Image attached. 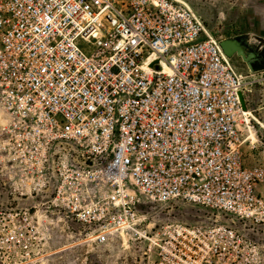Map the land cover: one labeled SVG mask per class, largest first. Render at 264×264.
Wrapping results in <instances>:
<instances>
[{
  "label": "built area",
  "instance_id": "built-area-1",
  "mask_svg": "<svg viewBox=\"0 0 264 264\" xmlns=\"http://www.w3.org/2000/svg\"><path fill=\"white\" fill-rule=\"evenodd\" d=\"M252 81L180 0H0L1 101L91 144L87 166L131 216L129 187L159 203H256L238 150Z\"/></svg>",
  "mask_w": 264,
  "mask_h": 264
},
{
  "label": "rangeland",
  "instance_id": "rangeland-1",
  "mask_svg": "<svg viewBox=\"0 0 264 264\" xmlns=\"http://www.w3.org/2000/svg\"><path fill=\"white\" fill-rule=\"evenodd\" d=\"M180 1L246 57L229 58L253 80L238 150L256 177V203L244 212L159 203L129 187L138 199L131 216L111 199L116 187L87 166L91 144L56 137L0 99V264H264V0Z\"/></svg>",
  "mask_w": 264,
  "mask_h": 264
},
{
  "label": "water",
  "instance_id": "water-1",
  "mask_svg": "<svg viewBox=\"0 0 264 264\" xmlns=\"http://www.w3.org/2000/svg\"><path fill=\"white\" fill-rule=\"evenodd\" d=\"M220 45H221V48H222L223 52H224L228 57L232 56L233 53H234L236 50H238V53L241 54L244 58H246L245 55H244V53H243V51L241 50L240 47L237 46L236 43H234V42H232V41H224V42H221Z\"/></svg>",
  "mask_w": 264,
  "mask_h": 264
},
{
  "label": "bare ground",
  "instance_id": "bare-ground-1",
  "mask_svg": "<svg viewBox=\"0 0 264 264\" xmlns=\"http://www.w3.org/2000/svg\"><path fill=\"white\" fill-rule=\"evenodd\" d=\"M225 55H226V54H225ZM226 56H227V55H226ZM165 71H168V68H165ZM249 114H251V113H249ZM251 116H252L253 119H255V118H254V117H255L254 115L251 114ZM260 123H261V122H260ZM263 126H264V124H263ZM248 130H249V132H250V133H249L250 135H249L247 138H251V139L254 140V139H255V135H254L253 130L250 128V125H248Z\"/></svg>",
  "mask_w": 264,
  "mask_h": 264
}]
</instances>
